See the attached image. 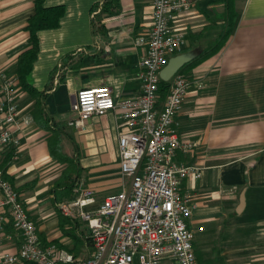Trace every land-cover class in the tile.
I'll list each match as a JSON object with an SVG mask.
<instances>
[{"label": "crops", "instance_id": "crops-1", "mask_svg": "<svg viewBox=\"0 0 264 264\" xmlns=\"http://www.w3.org/2000/svg\"><path fill=\"white\" fill-rule=\"evenodd\" d=\"M104 1H45L46 7L65 9L57 29L39 33L29 76L43 96L49 122L46 128L37 124L35 100L20 89L18 108L33 123L20 134L18 149L0 151V170L19 194L42 245L83 259L92 253L87 224L65 217L58 205L91 190L95 202L87 210H95L106 197L129 190L130 179L120 172L114 112L91 117L83 128L68 127L77 116L76 94L107 86L116 104L138 96L145 48L136 39L152 27L153 0H119V12L104 16L106 35H95L92 9ZM188 1L191 8L173 22L186 35L183 51L214 42L218 29L212 22L225 11L219 0ZM234 2L229 39L219 53L187 72L189 87L176 117L181 142L194 148L177 152L174 160L200 169L199 177L181 186L192 207L187 226L194 233L198 264H264V0ZM33 13L34 0H0V71L14 74L18 57L30 47L25 28ZM52 130L60 133L62 153L77 169L71 196L55 192L66 165L50 155ZM21 244L20 234L5 225L0 261L18 255Z\"/></svg>", "mask_w": 264, "mask_h": 264}, {"label": "built area", "instance_id": "built-area-1", "mask_svg": "<svg viewBox=\"0 0 264 264\" xmlns=\"http://www.w3.org/2000/svg\"><path fill=\"white\" fill-rule=\"evenodd\" d=\"M190 8L188 0H153L152 27L136 39V45L145 48L138 96L116 104L107 86L83 88L76 94L77 116L68 127L83 128L91 117L114 112L119 121L120 172L130 179L129 190L106 197L95 210H87L95 202L91 190L58 205L65 217L87 224L90 256L83 259L56 245L43 246L19 194L0 170V245L8 223L22 239L18 255L7 256L0 264H198L194 233L187 226L192 207L181 186L190 177H199L200 169L174 160L177 152L194 148L181 142L175 128L189 87L186 75L177 73L162 103L159 97L161 70L186 44V35L173 22ZM19 91L16 76L0 71V151L18 149L20 134L33 123L18 108Z\"/></svg>", "mask_w": 264, "mask_h": 264}, {"label": "trees", "instance_id": "trees-1", "mask_svg": "<svg viewBox=\"0 0 264 264\" xmlns=\"http://www.w3.org/2000/svg\"><path fill=\"white\" fill-rule=\"evenodd\" d=\"M45 1L46 0H34V13L29 18L25 28V31L28 33V43L30 47L18 57L17 62L12 69L18 80L19 88L35 100L32 113L33 118L37 124L43 128H46V125L49 122L42 107L41 99L43 96L31 86L29 76L39 54V33L57 29L65 14L63 6L46 7ZM219 2L224 4L225 11L220 17L212 22L213 26L218 29L215 41L205 48H196L199 51L198 57L191 63L185 65L178 72L179 74L186 75L191 69L215 56L221 51L229 39L236 19L235 2L234 0H219ZM119 10V0H105L102 4L95 5L92 9L93 13H96L93 22V33L95 35H106L103 24L104 16L116 15ZM193 48L194 47H189L180 54L188 53L192 51ZM170 84L171 81H160L159 97L161 103L165 100L169 92ZM48 146L51 157L58 163L66 165L65 170L56 183L55 192L59 194L57 196L65 194L71 196L73 194V189L76 186L77 169L74 162L63 155L61 150V137L58 131H51V136L48 139ZM66 221L67 220L64 219L63 224L66 223Z\"/></svg>", "mask_w": 264, "mask_h": 264}, {"label": "water", "instance_id": "water-1", "mask_svg": "<svg viewBox=\"0 0 264 264\" xmlns=\"http://www.w3.org/2000/svg\"><path fill=\"white\" fill-rule=\"evenodd\" d=\"M199 55L198 50L183 53L172 57L168 64L161 70L160 78L164 82H169L187 64L195 60ZM244 196L241 197V204L244 205Z\"/></svg>", "mask_w": 264, "mask_h": 264}]
</instances>
